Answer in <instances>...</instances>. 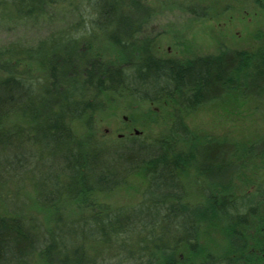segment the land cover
<instances>
[{
	"label": "trees",
	"instance_id": "1",
	"mask_svg": "<svg viewBox=\"0 0 264 264\" xmlns=\"http://www.w3.org/2000/svg\"><path fill=\"white\" fill-rule=\"evenodd\" d=\"M36 1L37 11L17 17L64 7L78 23L34 49H0V200L6 207L0 211V264H245L251 246L245 228L254 225L257 237H264V135L245 145L228 136L201 135L183 114L233 91L242 98L264 92V48L252 55L223 49L161 58L142 31L154 10L143 0ZM141 11L146 13L139 19ZM58 34L81 49L73 54L67 49L60 54L53 45L44 49ZM97 37H107L119 50L117 64L99 52L86 56ZM142 44L143 49H131ZM129 78L140 85L123 81ZM149 86L154 96L142 94ZM118 92L148 106L171 99L167 133L140 131L118 136L117 142L94 135V115L106 108L109 93ZM261 103L264 109L263 97ZM76 120L87 122L85 136L74 128ZM255 158L261 161L253 187L238 191L235 178ZM134 172L147 178L136 204L98 199ZM76 200L78 215L67 214L61 205ZM212 226L227 230V252L202 245ZM257 243L259 253L249 264H264V238Z\"/></svg>",
	"mask_w": 264,
	"mask_h": 264
},
{
	"label": "rangeland",
	"instance_id": "2",
	"mask_svg": "<svg viewBox=\"0 0 264 264\" xmlns=\"http://www.w3.org/2000/svg\"><path fill=\"white\" fill-rule=\"evenodd\" d=\"M79 1V0H78ZM145 5L154 8L148 21L143 26V33L151 39V52L161 58L185 59L194 56L215 55L223 49H235L255 54L264 48V0H143ZM0 49L11 46L34 49L52 33H59L78 23V18L67 8L47 7L46 11L30 17H17L18 14H29L37 11L40 4L36 0H0ZM4 5V6H3ZM196 10L194 12L192 10ZM205 12V14H204ZM145 11L138 18L145 16ZM4 17V18H1ZM138 21H135L138 24ZM82 33V31H81ZM89 32L85 33L84 40ZM142 37V34H140ZM93 37L89 36V39ZM107 37L94 38L95 44L88 51L90 54L99 52L108 63L121 60L119 50ZM63 35H56L44 44L49 45L58 53H75L78 45L65 43ZM91 43L89 46H91ZM81 46V45H80ZM87 46L82 44V48ZM137 49H143L142 46ZM127 52V51H126ZM147 54L145 49L142 55ZM132 61L138 58L132 51L126 53ZM117 64V63H116ZM134 85H140L139 79L123 80ZM149 86L142 94L156 93ZM249 89V86L247 87ZM252 97L242 98L236 91L224 96L219 102L198 108L191 113H184V120L201 135L228 136L230 142L238 139L245 145L261 135H264V109L261 99L264 92H253ZM106 108L98 111L93 118L92 131L94 135L108 137V141L118 138L119 134L129 135L136 130L147 132L152 136L166 134L173 121L174 102L164 99L159 104L150 106L126 93H109ZM135 122V126L133 123ZM73 126L80 134L88 133L87 122L76 120ZM135 129V131H133ZM120 137V136H119ZM121 144V143H120ZM261 160L255 158L243 165L244 171L237 175L235 183L237 190H247L253 187L254 173ZM202 162V161H201ZM257 175V173H256ZM208 183L209 178H202ZM147 178L142 172H134L126 183L111 192L97 194L98 199L113 205L132 206L143 196ZM200 187L193 185L198 192ZM96 196V197H97ZM81 201L66 202L61 205L67 214L78 215ZM0 211L6 212V207L0 200ZM69 215V216H70ZM244 227H242L243 229ZM251 246L246 250L245 264L249 258L259 252V244L263 236L257 237L254 225L245 228ZM228 232L220 226L208 228L202 239V245L212 251L227 252Z\"/></svg>",
	"mask_w": 264,
	"mask_h": 264
},
{
	"label": "bare ground",
	"instance_id": "3",
	"mask_svg": "<svg viewBox=\"0 0 264 264\" xmlns=\"http://www.w3.org/2000/svg\"><path fill=\"white\" fill-rule=\"evenodd\" d=\"M84 52L86 53V56H87V55H90V52L88 51L87 48H86V50H84Z\"/></svg>",
	"mask_w": 264,
	"mask_h": 264
},
{
	"label": "flooded vegetation",
	"instance_id": "4",
	"mask_svg": "<svg viewBox=\"0 0 264 264\" xmlns=\"http://www.w3.org/2000/svg\"><path fill=\"white\" fill-rule=\"evenodd\" d=\"M133 131H135V129L133 130ZM131 133H134L135 134V132H131ZM137 134V133H136ZM124 134H119V136H123Z\"/></svg>",
	"mask_w": 264,
	"mask_h": 264
},
{
	"label": "water",
	"instance_id": "5",
	"mask_svg": "<svg viewBox=\"0 0 264 264\" xmlns=\"http://www.w3.org/2000/svg\"><path fill=\"white\" fill-rule=\"evenodd\" d=\"M136 133H140V131L139 130H136Z\"/></svg>",
	"mask_w": 264,
	"mask_h": 264
}]
</instances>
